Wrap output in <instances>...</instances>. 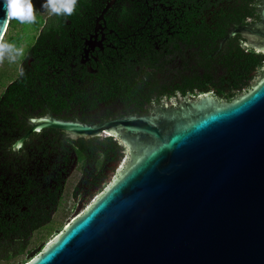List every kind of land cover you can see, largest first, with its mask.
<instances>
[{"label":"water","instance_id":"1","mask_svg":"<svg viewBox=\"0 0 264 264\" xmlns=\"http://www.w3.org/2000/svg\"><path fill=\"white\" fill-rule=\"evenodd\" d=\"M236 32L264 52V6L259 22L229 25L218 50ZM25 120L14 152L31 132L53 128L75 140L113 136L127 157L24 264H264V66L230 101L200 96L98 124L48 113Z\"/></svg>","mask_w":264,"mask_h":264},{"label":"flooded vegetation","instance_id":"2","mask_svg":"<svg viewBox=\"0 0 264 264\" xmlns=\"http://www.w3.org/2000/svg\"><path fill=\"white\" fill-rule=\"evenodd\" d=\"M263 6L264 0H89L86 5L77 0L74 22L67 18L64 25H50L55 39L65 38L64 52L50 59L47 72H32L41 103L34 97L24 105L10 104L19 118L23 112L33 115L6 123L4 126L15 125V129L1 140L13 144L30 128L25 118L47 113L64 120L98 124L128 115L151 116L155 107L176 110L200 96L230 101L227 98L232 76L244 77L240 73L242 65L247 67L244 55L253 50L257 61L260 55L256 53L264 52L248 46L239 32L228 37L219 50L217 40L227 34L229 25L259 22ZM87 14L96 16L86 18ZM52 15L47 14L38 33ZM28 48L17 76L20 67L34 61ZM260 74L254 69L249 71L250 86ZM44 129L28 134L17 152L8 148L15 165L24 159L33 162L44 158V153L37 151L38 145L54 142L55 131L59 140L67 138L56 129ZM113 138L119 149L109 164L110 170L127 157L126 148ZM72 155L70 175L77 167L80 171L74 151Z\"/></svg>","mask_w":264,"mask_h":264},{"label":"trees","instance_id":"3","mask_svg":"<svg viewBox=\"0 0 264 264\" xmlns=\"http://www.w3.org/2000/svg\"><path fill=\"white\" fill-rule=\"evenodd\" d=\"M83 3L86 5L89 0H83ZM93 3L95 7L96 2ZM94 16L96 14L85 15L86 18L91 19ZM67 18L74 22L76 17L52 15L46 18L44 26L28 48V55H32L34 61L30 66L24 64L20 67L16 79L0 93V261L6 264L27 253L34 232L52 222L74 162L73 151L80 162V177L74 185L73 195L79 197L81 201L93 198L108 184L109 164L118 155V142L113 136L93 137L88 142L81 138L75 140L69 137L61 141L55 131L54 142L38 145L37 151L43 152L44 158L39 157L40 159L33 162L24 159L15 165L10 157L12 150H8L12 142L1 140L11 136V131L15 129V125L4 126L6 123L14 121L13 119L24 120L25 115H33L20 112L23 116L19 118V113H14L9 108L10 104L24 105L34 100V97L36 102L41 103L37 98L39 91L34 85L32 72L36 69L47 72L50 59L64 52L65 38L55 39L50 32V25H64ZM43 23L44 19L40 22L36 21L33 25L38 29ZM20 24L15 19L11 21L3 37L4 41L8 31ZM239 53L242 64L240 48ZM253 54L254 51L251 50L249 54L244 55L247 67L242 65L243 70L240 71L244 73V77L242 74L232 76L233 85L227 99L232 100L237 93L250 88L249 71L254 69L262 73L264 54L256 53L260 55L257 61L254 60ZM42 131L40 130V133ZM97 154L99 157L96 156ZM61 229L60 227L57 231ZM50 233L52 230H49L48 234ZM26 261L27 259L20 264Z\"/></svg>","mask_w":264,"mask_h":264},{"label":"rangeland","instance_id":"4","mask_svg":"<svg viewBox=\"0 0 264 264\" xmlns=\"http://www.w3.org/2000/svg\"><path fill=\"white\" fill-rule=\"evenodd\" d=\"M43 3L44 0H33V4L35 5L36 9V21L39 22L43 20L49 13L42 8ZM38 30L39 28L36 29L33 23L17 25L15 28H12L8 31L4 42L14 44L17 48H22L24 53L26 48L33 43L35 37L38 34ZM22 57L23 55L18 57L14 63L10 62L7 58H5L2 63H0V93L3 91L5 86L17 76L18 65ZM124 160L125 158L119 161L117 165H115V167L109 171L107 182L112 180L114 176L113 174L116 173V170L119 169ZM77 169L78 167L71 173L70 177H68L66 181L61 203L58 207V210L53 215L52 222L34 232L28 246V252L14 258L11 262H9V264H20L21 261L26 259L28 260L32 255L38 253L40 248H42L55 236L57 232L60 231H57L58 228H63L74 213L82 212L83 209L86 208L92 201V197L87 201H81L79 197L77 198L73 195V187L80 176V171ZM49 230H52V233L48 234ZM0 264L6 263L4 261H0Z\"/></svg>","mask_w":264,"mask_h":264},{"label":"clouds","instance_id":"5","mask_svg":"<svg viewBox=\"0 0 264 264\" xmlns=\"http://www.w3.org/2000/svg\"><path fill=\"white\" fill-rule=\"evenodd\" d=\"M76 4L77 0H44L42 8L53 15L71 16L75 11ZM4 9L6 18L0 21V27L5 31L13 19L21 24L36 22V9L33 0H4ZM22 55L23 49L17 48L14 44L5 43L3 32H0V63L5 58L14 63Z\"/></svg>","mask_w":264,"mask_h":264},{"label":"built area","instance_id":"6","mask_svg":"<svg viewBox=\"0 0 264 264\" xmlns=\"http://www.w3.org/2000/svg\"><path fill=\"white\" fill-rule=\"evenodd\" d=\"M77 214H78V212L74 213V214L69 218V221H71V220H72ZM69 221H68V222H69ZM68 222H67V223H68ZM23 264H24V263H23Z\"/></svg>","mask_w":264,"mask_h":264}]
</instances>
